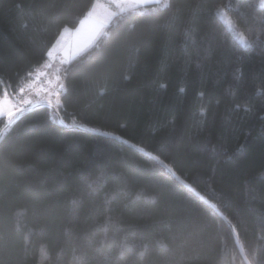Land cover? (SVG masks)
I'll use <instances>...</instances> for the list:
<instances>
[{
  "label": "trees",
  "instance_id": "16d2710c",
  "mask_svg": "<svg viewBox=\"0 0 264 264\" xmlns=\"http://www.w3.org/2000/svg\"><path fill=\"white\" fill-rule=\"evenodd\" d=\"M94 1L0 0V97ZM142 9L63 67L66 127L38 107L0 138V264H264L261 0Z\"/></svg>",
  "mask_w": 264,
  "mask_h": 264
},
{
  "label": "rangeland",
  "instance_id": "374dc122",
  "mask_svg": "<svg viewBox=\"0 0 264 264\" xmlns=\"http://www.w3.org/2000/svg\"><path fill=\"white\" fill-rule=\"evenodd\" d=\"M167 0H96L92 9L81 20L77 28L64 29L47 53L46 62L38 68L17 95L0 97V118L9 120V111L19 110L36 102L56 105L64 91L63 67L84 53L98 37L107 34L106 29L114 19L128 11L142 9L150 3L165 5ZM143 10V9H142ZM226 25L232 29L231 20L223 14Z\"/></svg>",
  "mask_w": 264,
  "mask_h": 264
},
{
  "label": "water",
  "instance_id": "95a60500",
  "mask_svg": "<svg viewBox=\"0 0 264 264\" xmlns=\"http://www.w3.org/2000/svg\"><path fill=\"white\" fill-rule=\"evenodd\" d=\"M38 107H45V108H48V109H50V110H52L56 115H57V123L59 124V125H61V126H63V127H66V124H65V122L62 120V118H60L59 116H58V114H57V112H56V110H55V108H54V105L52 104V103H49V102H36V103H33V104H31L30 106H28V107H26V108H24V109H22V111H18L17 113H16V115H14L11 119H9L6 123H5V125L3 126V128L1 129V131H0V138L2 137V135L5 133V131L12 125V124H14L21 116H22V114L24 113V112H26V111H30V110H32V109H34V108H38ZM76 127V126H75ZM76 128H78V129H80V127H76ZM95 133H98V134H100V132H96L95 131ZM102 135H108V134H105V133H102ZM108 136H111V135H108ZM150 157H152V158H154L158 163H160V164H162L163 165V163H161V161L160 160H158L156 157H154V156H152V155H150V154H148ZM164 167H165V165H163ZM167 168V167H166ZM168 169V168H167ZM169 170V169H168ZM176 178H177V176H175ZM178 179V178H177ZM179 180V179H178ZM181 181V180H180ZM182 182V181H181ZM236 245H237V248H238V250H239V252H240V254H241V256H242V258H243V260H244V263L245 264H249L248 262H247V260L243 257V255H242V253H241V250H240V247H239V245H238V243H237V241H236Z\"/></svg>",
  "mask_w": 264,
  "mask_h": 264
},
{
  "label": "snow or ice",
  "instance_id": "6c2138e0",
  "mask_svg": "<svg viewBox=\"0 0 264 264\" xmlns=\"http://www.w3.org/2000/svg\"><path fill=\"white\" fill-rule=\"evenodd\" d=\"M261 7H264V0H261ZM239 42H240L241 44L247 43V41H246L243 37H240ZM19 111H22V110H19ZM0 114H2V113H0ZM7 115H8L9 118H11V117H13L14 115H16V113L9 111V112L7 113Z\"/></svg>",
  "mask_w": 264,
  "mask_h": 264
},
{
  "label": "crops",
  "instance_id": "0c3cea01",
  "mask_svg": "<svg viewBox=\"0 0 264 264\" xmlns=\"http://www.w3.org/2000/svg\"><path fill=\"white\" fill-rule=\"evenodd\" d=\"M95 2H96V0L94 1L93 5L95 4ZM93 5H92V7H93ZM92 7L90 8V10L92 9ZM90 10H89V11H90ZM89 11H88V12H89Z\"/></svg>",
  "mask_w": 264,
  "mask_h": 264
}]
</instances>
